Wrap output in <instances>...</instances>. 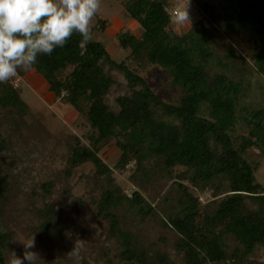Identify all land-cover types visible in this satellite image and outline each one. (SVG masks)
Instances as JSON below:
<instances>
[{
	"label": "trees",
	"instance_id": "trees-1",
	"mask_svg": "<svg viewBox=\"0 0 264 264\" xmlns=\"http://www.w3.org/2000/svg\"><path fill=\"white\" fill-rule=\"evenodd\" d=\"M115 1L141 28L138 36H117L118 47L128 51L122 60L115 62L99 41L81 43L74 33L64 47L38 56L33 70L47 91L83 115L90 128L89 145L76 140L71 147L65 174L90 163L99 178H106L92 204L125 264L171 263L159 251L150 254L144 248L127 225L130 220L120 216L124 206L140 226L158 215L161 226L177 235L176 249L185 264H250L256 248L264 245V189L254 176L259 164L250 160L251 150L264 153V107L251 103L245 86L251 74L264 79V0H216L218 8L199 2L208 23L196 22L181 33L171 27L168 0ZM99 23L103 29L104 22ZM220 31L246 41L247 46L240 45L245 56L220 43L215 35ZM103 65L126 81L128 93L115 99L116 111L105 102L115 82ZM149 66L166 73L163 88L179 91L176 103L161 101L136 73ZM66 69L69 73L58 78ZM25 72L18 69L16 76ZM12 111L22 116L27 108L20 88L7 80L0 82V112ZM109 141L120 152L114 169L121 172L133 163L140 191L128 196L111 178L99 156ZM3 144L0 136V149ZM156 176L171 183L151 205L135 178L150 183ZM8 188L9 175L0 167V216ZM40 188L46 199L50 184ZM206 191L209 199L201 204L198 195ZM36 217L38 235L63 237L52 206L37 210ZM8 242V233L0 229V264H6Z\"/></svg>",
	"mask_w": 264,
	"mask_h": 264
},
{
	"label": "rangeland",
	"instance_id": "rangeland-1",
	"mask_svg": "<svg viewBox=\"0 0 264 264\" xmlns=\"http://www.w3.org/2000/svg\"><path fill=\"white\" fill-rule=\"evenodd\" d=\"M199 2L218 8L216 0H168V11L186 7L188 12L189 24H176L171 18L174 31L184 32L196 22L203 25L208 23L197 7ZM99 21L104 22L103 29ZM90 30L91 39L103 44L115 62L128 54L127 50L118 47L117 36L121 33L138 36L141 33V28L124 11L123 4L115 0H100V7L90 21ZM209 32L212 33V30ZM215 35L220 43L234 46L245 56L240 45L245 42L247 46V42L240 36L222 31L215 32ZM130 67L136 69L134 64ZM102 68L115 82L105 102L116 111L115 99L128 93L126 81L118 70L108 65ZM69 71L66 69L57 77L63 79ZM136 73L148 82L150 89L161 101L171 104L177 102L179 91L170 86L163 88L167 77L159 67L149 66L136 70ZM9 83L20 88V97L27 111L22 116L13 111L0 112V136L4 141L0 149V167L9 175V188L0 216V229L9 235L6 264H11L13 255L22 259L25 251L34 255L31 258L32 264H125L119 259L118 251L108 236L107 224L96 217L92 204L106 178H99L90 163L77 166L69 176L65 174L70 149L75 146L76 140L83 146L89 145L90 128L85 117L74 111L69 104L55 99L47 91L44 80L33 70L26 71L22 77L10 78ZM245 87L251 103L264 107V79L251 74ZM112 143L109 141L103 145L99 156L111 169L113 181L129 196L135 190L140 191L132 178L134 164H128L121 172L115 170L114 165L120 152ZM250 160L259 164L254 176L264 189V153L251 150ZM180 170L175 169L176 172ZM142 179L136 177L135 181L138 180L144 186L143 195L147 201L156 205L171 181H163L159 176L150 183ZM45 183L50 184V191L46 199H43L40 186ZM198 199L201 204L205 203L209 199V192L198 195ZM46 205L52 206L56 214L58 223L55 227L63 234L60 240L36 233L35 228L39 223L37 210L44 209ZM120 216L123 220H130L127 225L142 238L141 242L149 253L159 251L166 255L171 264H185L176 249L177 235L161 226L158 215L142 226L126 206L120 211ZM30 239L33 245L25 249L23 243ZM227 243L233 245L232 240ZM250 264H264V245L256 248Z\"/></svg>",
	"mask_w": 264,
	"mask_h": 264
},
{
	"label": "clouds",
	"instance_id": "clouds-1",
	"mask_svg": "<svg viewBox=\"0 0 264 264\" xmlns=\"http://www.w3.org/2000/svg\"><path fill=\"white\" fill-rule=\"evenodd\" d=\"M100 0H0V82L14 78L18 69L32 71L40 55H51L74 34L81 43L91 38L90 21ZM176 24H189L186 7L173 13ZM25 249L33 245L26 241ZM31 252L22 259L12 256L11 264H32Z\"/></svg>",
	"mask_w": 264,
	"mask_h": 264
},
{
	"label": "built area",
	"instance_id": "built-area-1",
	"mask_svg": "<svg viewBox=\"0 0 264 264\" xmlns=\"http://www.w3.org/2000/svg\"><path fill=\"white\" fill-rule=\"evenodd\" d=\"M176 10H172L171 12L168 11L169 15L173 18V13L175 12Z\"/></svg>",
	"mask_w": 264,
	"mask_h": 264
}]
</instances>
